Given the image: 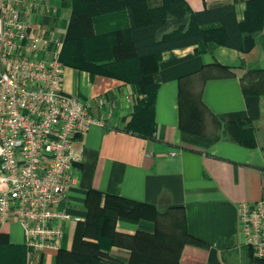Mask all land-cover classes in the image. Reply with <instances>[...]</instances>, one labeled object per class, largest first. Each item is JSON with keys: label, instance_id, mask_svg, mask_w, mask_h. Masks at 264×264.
Here are the masks:
<instances>
[{"label": "crops", "instance_id": "0c3cea01", "mask_svg": "<svg viewBox=\"0 0 264 264\" xmlns=\"http://www.w3.org/2000/svg\"><path fill=\"white\" fill-rule=\"evenodd\" d=\"M134 1L142 11H165L160 35L179 28L184 31L189 11L233 3L243 34L254 37V45L240 51L201 43L161 52L156 63L159 85L152 137L126 130L135 97L130 83L63 66V91L83 100L106 121L103 127L92 126L77 135L73 142L81 156L69 168L72 186L66 207L84 218L90 190L101 193L100 205L105 194L125 197L157 213L156 217L119 215L114 223L117 232L150 234L162 229L171 233L169 222L178 219L206 247L186 243L177 262L170 264H228L226 254L245 246L238 226V204L253 203L264 192V142L258 137L260 128L264 129V0ZM73 6V0H40L41 10L30 19L53 29L63 43ZM124 13L125 9L115 11L120 27L126 25ZM182 120L192 127H182ZM240 121L251 127L254 145L243 143L242 131L248 126L239 130ZM77 227L72 220L64 223L61 249L72 248ZM79 236L91 241L97 233L89 228ZM24 240L16 221L0 223V264L19 255L18 250L13 255L10 251L16 246L23 251ZM105 252L102 264H132V251L124 244H114ZM54 255L40 259L52 264ZM169 259L162 254L163 263L155 264H169Z\"/></svg>", "mask_w": 264, "mask_h": 264}, {"label": "built area", "instance_id": "2783aa9c", "mask_svg": "<svg viewBox=\"0 0 264 264\" xmlns=\"http://www.w3.org/2000/svg\"><path fill=\"white\" fill-rule=\"evenodd\" d=\"M38 10L40 0H0V223L22 228L27 264L60 249L65 222L83 220L66 207L69 168L81 156L73 142L106 124L63 91L62 43L31 21ZM238 226L244 245L264 260V192L238 204Z\"/></svg>", "mask_w": 264, "mask_h": 264}, {"label": "trees", "instance_id": "16d2710c", "mask_svg": "<svg viewBox=\"0 0 264 264\" xmlns=\"http://www.w3.org/2000/svg\"><path fill=\"white\" fill-rule=\"evenodd\" d=\"M73 4L59 60L63 66L87 71L91 76L97 74L130 83L135 97L132 116L125 127L127 131L144 137H152L156 128L154 104L159 85L156 63L161 52L201 43L224 45L240 51H248L254 45V37L243 34L244 26L236 18L233 3L189 11L188 26L184 31L179 28L163 35L160 33L166 21L165 11H142L134 0H73ZM118 9H125L124 27L119 26L121 20L115 14ZM174 15L180 17L181 14ZM212 23L219 25L203 27ZM180 125L192 127L183 120ZM243 125L248 126L242 131L245 135L243 143L254 145L251 127L240 121L238 129H242ZM88 194L90 206L83 220L77 222L72 248L69 251L58 249L52 264H102L105 251L114 244H124L131 249L132 264L163 263L160 260L162 254L171 258L167 261L169 264L176 263L184 244L206 247L202 240L188 233L178 219L169 222L174 229L171 233L162 229L150 234L117 232L114 228L117 216L156 217L157 212L150 211L144 204L113 194H105L100 205L99 191L90 190ZM89 228L95 229L96 240L79 236L80 233H87ZM23 246V251L17 246L10 251L12 255L17 250L20 253L10 257L6 264H27V248ZM248 249L251 251V263L264 261L255 258L252 250ZM42 262L41 258L39 264Z\"/></svg>", "mask_w": 264, "mask_h": 264}, {"label": "rangeland", "instance_id": "374dc122", "mask_svg": "<svg viewBox=\"0 0 264 264\" xmlns=\"http://www.w3.org/2000/svg\"><path fill=\"white\" fill-rule=\"evenodd\" d=\"M258 137L260 141L264 142V129L260 128ZM171 230L174 229L170 228L168 231L173 232ZM250 255L251 251L244 246V248H237L235 251L226 254V259L228 260V264H254V262L251 263Z\"/></svg>", "mask_w": 264, "mask_h": 264}]
</instances>
